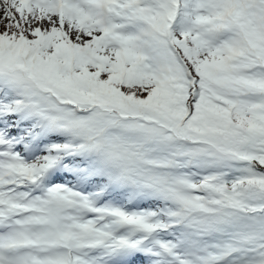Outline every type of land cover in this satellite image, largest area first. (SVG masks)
<instances>
[{"label":"snow or ice","instance_id":"snow-or-ice-1","mask_svg":"<svg viewBox=\"0 0 264 264\" xmlns=\"http://www.w3.org/2000/svg\"><path fill=\"white\" fill-rule=\"evenodd\" d=\"M0 264H264V0H0Z\"/></svg>","mask_w":264,"mask_h":264}]
</instances>
